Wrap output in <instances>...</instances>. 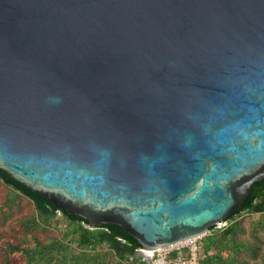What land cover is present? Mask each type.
I'll return each mask as SVG.
<instances>
[{"label":"water","instance_id":"obj_1","mask_svg":"<svg viewBox=\"0 0 264 264\" xmlns=\"http://www.w3.org/2000/svg\"><path fill=\"white\" fill-rule=\"evenodd\" d=\"M0 169L143 249L264 180V0H0Z\"/></svg>","mask_w":264,"mask_h":264},{"label":"trees","instance_id":"obj_2","mask_svg":"<svg viewBox=\"0 0 264 264\" xmlns=\"http://www.w3.org/2000/svg\"><path fill=\"white\" fill-rule=\"evenodd\" d=\"M0 182L5 186L7 198L0 206L1 221L11 216L15 198L23 196L33 207L34 214L24 220L14 219L12 233L0 228V264H146L137 257L138 241L123 227L104 223L91 228V224L67 210H59L42 194L28 189L25 185L6 179L0 169ZM60 212L69 222L71 229L64 237L72 235L79 251L73 253L62 238H53L46 224ZM245 213L261 214L250 230L243 225L240 217ZM225 221L224 226L210 227L209 231L198 238L205 254L199 264H264V180L256 181L249 189L243 202L237 205ZM13 222V223H14ZM21 225L26 239L19 240L15 227ZM41 231L32 236L28 230ZM248 233H247V231ZM259 233L261 235H259ZM30 236L33 242H30ZM52 236V237H50ZM103 248L99 251V248Z\"/></svg>","mask_w":264,"mask_h":264},{"label":"rangeland","instance_id":"obj_3","mask_svg":"<svg viewBox=\"0 0 264 264\" xmlns=\"http://www.w3.org/2000/svg\"><path fill=\"white\" fill-rule=\"evenodd\" d=\"M6 191L7 190H6L5 186L0 182V206L3 204V201L5 200V198H7L8 193ZM12 197L15 198V200H14L15 205L12 206L11 216H9L4 222L1 221L2 217H0V228H4L10 233L13 232L11 225L15 224L14 219L24 220L25 219L24 217L27 218L28 216L34 214V207L28 199H26L23 196H19V197L18 196H12ZM260 218H261V214L245 213L244 215H242L240 217V220L242 221L245 228L247 230H250V228L253 226V223H255V221H257ZM226 223H228V221H223V223L217 228L224 226ZM46 226H47L48 232L50 234L54 235L53 238H56V239L62 238L64 243H67L69 245V249H71V251L73 253H76L79 251V248L77 247L76 243L72 240L71 234L67 237H64V233L70 231L71 226H70L68 220L62 214H60V212H57L56 216L53 217L46 224ZM22 228H21V225L16 224L15 233L18 236L19 240L26 239V236L23 234V231L26 233V230L22 229ZM34 233H37L40 236V239L43 238L41 231L33 230V229L28 230L27 236H28V234H31V236H32ZM247 233H248V231H247ZM259 235H261V234L259 233ZM31 236H30V239H31L30 242L34 243ZM50 237H52V236H50ZM28 239H29V236H28ZM262 246L264 247V237H263ZM102 250H103L102 247L99 248V251H102ZM20 264H24V263L21 262Z\"/></svg>","mask_w":264,"mask_h":264},{"label":"built area","instance_id":"obj_4","mask_svg":"<svg viewBox=\"0 0 264 264\" xmlns=\"http://www.w3.org/2000/svg\"><path fill=\"white\" fill-rule=\"evenodd\" d=\"M136 256L146 264H199L205 254L198 238H192L153 250L140 247Z\"/></svg>","mask_w":264,"mask_h":264}]
</instances>
